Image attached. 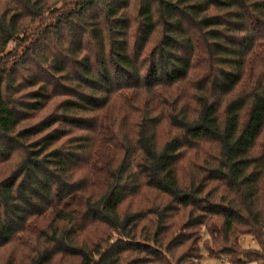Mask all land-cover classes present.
Instances as JSON below:
<instances>
[{
    "label": "trees",
    "instance_id": "obj_1",
    "mask_svg": "<svg viewBox=\"0 0 264 264\" xmlns=\"http://www.w3.org/2000/svg\"><path fill=\"white\" fill-rule=\"evenodd\" d=\"M138 1L133 19V0H0V158L23 154L0 182V257L16 244L27 264H169L162 236L183 208L184 229L206 228L228 263L264 264V0ZM196 153L206 167L185 185ZM146 190L170 216L122 215ZM93 228L117 238L88 240ZM190 235L175 246L193 250Z\"/></svg>",
    "mask_w": 264,
    "mask_h": 264
},
{
    "label": "rangeland",
    "instance_id": "obj_2",
    "mask_svg": "<svg viewBox=\"0 0 264 264\" xmlns=\"http://www.w3.org/2000/svg\"><path fill=\"white\" fill-rule=\"evenodd\" d=\"M133 1H134V6L129 11V14L133 19H136L139 16V12H138L139 11V1L138 0H133ZM32 39H34V37ZM23 52L25 51L23 50L22 53ZM18 55L20 57L21 52H18ZM30 91L31 89H26L23 92L24 96L27 97V93ZM63 100L64 98H57L53 100L52 102H50L49 106L45 108L44 110L42 111L33 110L30 114V118L23 120L22 125L19 127L18 130L28 128L31 126L33 127L35 125L40 124L45 119L50 118L51 116L57 113V108L59 106L58 104L62 102ZM106 117H107L106 115L103 116L102 124H104L106 120L108 119ZM125 131L127 132V130ZM166 131L167 129L164 130V133ZM78 134H81V133H75V135H78ZM161 136H164V134L163 135L161 134ZM38 138L39 137H36L35 139L32 140V142L37 140ZM103 151L107 155H110V157L112 158L111 159L109 157L110 165L114 164V162L115 163L119 162L122 158V154L116 147L114 148L109 147ZM22 156L23 154L18 152L14 156L12 161L7 164L4 163L3 159L0 158V182L3 179L7 178L15 170L16 166L13 168V164L14 163L17 164L22 158ZM204 160H205V157H202L200 154H197V153H196V156L187 157L181 166V171H180L181 182L185 183V185H188L193 180L201 177L206 167V165L204 164ZM101 170H102V166L100 167V170H99L100 175H98L99 177H97L96 175V178L102 181L103 176L104 174H106V172H102ZM82 175H84L82 172L78 173L75 178L78 179L80 178L79 176H82ZM104 191H105V186L102 183L96 185V190H95L96 193L100 194V193H103ZM171 203H172V200L169 197L163 196V194L157 191H154V190H146L142 193L141 196L128 200L123 206L121 213L123 215V214H132L140 210L143 212L147 211L150 213L156 211V212H160L159 215L162 214V217L164 218L168 216V214L170 216L169 211H171L172 209H170L169 206L171 205ZM189 213H190V209L184 210L183 208H181L179 209V211L177 209L176 214L175 215L173 214L171 218H169L167 221L168 229L163 234L162 240H163L164 245L166 246L170 245L172 248L171 250L172 252L164 253L165 255L167 254L166 256L168 258L169 264H230L227 262L226 257L224 255H221L218 249V246L215 244L214 240L207 233L206 228H199L195 231L184 229L186 226L185 224L187 223V220H188ZM151 218L152 219L144 223V226L140 232L142 235L144 234L143 230H146L147 233L150 230L151 231L156 230L158 218L155 216ZM214 222L216 223V225L221 226L220 219H216V221ZM40 227H41L40 229H43L44 225H41ZM90 233L92 236L90 238L88 237V240L103 238V236L105 235L107 236L106 237L107 240L108 239L110 240V237H111V240H116L117 238L115 233L106 231L103 228H93ZM184 233L186 236L187 234H191L190 235L191 237H192V234L195 236L196 242L194 244L193 250L191 248L192 247L191 243H187L181 247L175 246L176 244L175 240H178V236H183ZM34 234H35V231L31 232L29 235L30 239L29 238L25 239V241H28V240L31 241L32 239H34L35 238ZM21 238H24V236H22ZM84 238L85 237H83V239ZM240 242L243 245V248L245 249L251 250L254 248H258V246L253 243V240L251 239V237L241 238ZM22 248L23 247L21 245H16V244H14L13 246H10V248H6L2 252V256L0 257V264H27V260H26L27 258L24 256L26 252H23L21 250ZM140 256H145V255H140ZM190 256H191V259H189ZM129 257L130 259L132 258L131 256ZM134 257L140 258L139 256L133 255V258ZM151 260L152 261L149 264H157L153 259ZM128 261H129V258L126 257L124 260V264H127ZM55 264H79V261L76 259H72V258H60L59 257L56 260ZM249 264H258V263H249Z\"/></svg>",
    "mask_w": 264,
    "mask_h": 264
}]
</instances>
